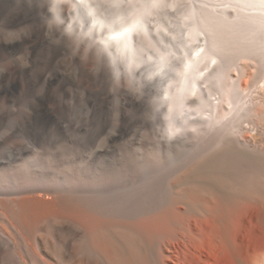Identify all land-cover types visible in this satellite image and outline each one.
<instances>
[{
  "label": "bare ground",
  "instance_id": "1",
  "mask_svg": "<svg viewBox=\"0 0 264 264\" xmlns=\"http://www.w3.org/2000/svg\"><path fill=\"white\" fill-rule=\"evenodd\" d=\"M152 22L181 135L153 115L93 140L42 108L0 156V264H264V0H158Z\"/></svg>",
  "mask_w": 264,
  "mask_h": 264
},
{
  "label": "rangeland",
  "instance_id": "2",
  "mask_svg": "<svg viewBox=\"0 0 264 264\" xmlns=\"http://www.w3.org/2000/svg\"><path fill=\"white\" fill-rule=\"evenodd\" d=\"M48 15L40 0H0V156L25 125L49 120L44 107L53 111L51 122L76 129L90 127L93 140L109 135L117 124L142 131L160 119L148 105L160 94L155 82L144 87L139 100L123 87L110 91L106 72L94 75L79 55L73 57L66 41L57 43L51 34L45 35L42 21ZM222 39L219 56L229 61L236 76L235 68L249 42L231 30ZM257 68L256 84L263 78L264 60Z\"/></svg>",
  "mask_w": 264,
  "mask_h": 264
},
{
  "label": "clouds",
  "instance_id": "3",
  "mask_svg": "<svg viewBox=\"0 0 264 264\" xmlns=\"http://www.w3.org/2000/svg\"><path fill=\"white\" fill-rule=\"evenodd\" d=\"M157 3L158 0H40L49 13L42 21L45 35L51 34L57 43L66 41L73 57L79 55L94 75L106 72L110 91L123 87L139 100L144 87L156 83L160 94L152 97L148 105L163 121L162 135L172 141L182 131L176 126L181 119L178 114L169 123L172 110L167 103L168 90L176 79L170 77L172 61L158 46L159 55L147 45L148 40L155 44L152 35L156 29L152 25L150 33L147 21ZM133 36L142 40V47L134 45Z\"/></svg>",
  "mask_w": 264,
  "mask_h": 264
}]
</instances>
